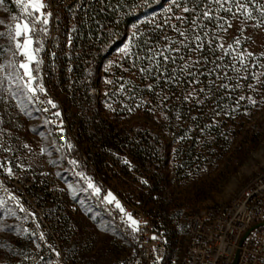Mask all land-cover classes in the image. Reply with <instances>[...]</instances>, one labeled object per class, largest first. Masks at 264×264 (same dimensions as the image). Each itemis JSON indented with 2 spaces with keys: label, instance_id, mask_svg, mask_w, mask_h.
Wrapping results in <instances>:
<instances>
[{
  "label": "rangeland",
  "instance_id": "obj_1",
  "mask_svg": "<svg viewBox=\"0 0 264 264\" xmlns=\"http://www.w3.org/2000/svg\"><path fill=\"white\" fill-rule=\"evenodd\" d=\"M42 2L44 11L52 15L48 17L47 33L34 38L39 43L32 47H41V51L34 53L40 63L39 79L33 81V85H43L45 92L39 93L45 96L44 103L49 104L51 100L56 105L53 112L59 113V116L56 120L47 117L34 101L32 93L24 87L27 77L19 65L26 61V57L16 49L15 42L10 38L15 31L14 25L24 19L23 5L27 0H21V3L4 0L0 4V33H3L0 35V171L7 172L8 176L29 172L56 176L64 189L62 201L46 203L43 196L36 195L30 199L32 207H29L34 210L44 207L50 211L56 238L51 240L48 236V241L54 247L60 245L67 248V264H108L123 259L134 238L136 212L139 210L159 215L170 255L181 258L187 236L186 217L190 211L231 202L255 176L264 171V64H251L256 74L247 78L243 95L247 101L238 100L242 107L236 116L221 115L218 122L226 123L217 128L191 126V131H186L174 127L172 113L162 108L143 110L136 102L123 113L113 115L105 111L116 127L126 128L129 138L142 137L152 142L142 144L149 156L143 162H137L126 154L97 162L98 159L93 158L97 149L89 148L85 156L79 146L65 151L52 134L54 129H51L64 124L72 131L71 121L83 115L78 101L73 100L70 91L63 89L69 87L73 79L64 84L61 82L63 77L60 76L59 64H68L69 70L65 72L68 75L72 73L75 60H62L61 56L64 53H70V56L78 54L73 30L78 21L89 23L92 15L91 18L90 13L71 18L66 13V7H58V0ZM259 2L264 5V0ZM79 3H83V0H74V7L77 8ZM240 3L243 0H229L228 4H233V13H237ZM54 5L58 10L60 8L61 18L55 14ZM230 15L232 26L224 31V42H233L238 37L247 52L256 56L264 54V24L254 26L260 21H246L242 12ZM69 20L70 23L67 22ZM131 30L129 28L128 32ZM125 49L129 50L128 42L122 39L116 46L103 51L106 57L101 64L92 61L87 64L88 76L83 74L81 81L83 78L91 79L90 72L98 76L95 80L100 84V87L93 86L90 91L110 92L112 64L127 52ZM96 65L97 69L94 67ZM120 86L123 84L117 88ZM249 97L257 103L251 104L247 99ZM111 99L106 97V100ZM104 104L112 106V102ZM127 104L124 103V106ZM63 106L65 111L62 110ZM203 114L210 117L207 113ZM75 127L78 128V123ZM192 131L201 134L194 149L190 143L178 147L177 141H173L176 134L183 133L188 137ZM157 136L167 146L164 148L161 144L159 152L153 155L157 148L150 144L159 146L155 142ZM181 137L179 135L178 138ZM69 152L82 164V168L71 162ZM190 152L195 154L191 161L181 163L176 159L178 153ZM158 155H161L160 162ZM159 177L163 190L155 191L158 202L140 201L138 195L150 192V186ZM143 182L149 187L144 189ZM90 184L93 187H89ZM97 188L100 190L98 194ZM114 202L119 207L115 208ZM72 206L75 207L74 212ZM0 228L13 234L7 242L1 241L0 264H38L27 256L31 250L39 247V242L33 239L19 217L16 203L6 200L1 194Z\"/></svg>",
  "mask_w": 264,
  "mask_h": 264
},
{
  "label": "trees",
  "instance_id": "obj_2",
  "mask_svg": "<svg viewBox=\"0 0 264 264\" xmlns=\"http://www.w3.org/2000/svg\"><path fill=\"white\" fill-rule=\"evenodd\" d=\"M186 6L193 11L184 13L183 6H174L173 0L92 1L91 21L89 23L78 21L73 30L78 54L70 56V53H64L61 56L62 60H75V64H72V73L68 75L65 72L69 70L68 64H59L60 76L64 80L61 82L64 84L73 79L72 84L63 89L70 91L73 100L78 101V106L83 110L82 116L79 115L77 120L71 121L72 131L64 124L51 128L54 129L52 134L65 151L70 147L79 146L85 156L89 148H95L97 150L93 158H97V162L120 154L131 156L137 162L147 160L149 156L144 151L145 145L142 144L147 145L152 140L149 142L142 137L129 138L126 128L116 127L117 125L105 114V111L113 115L123 113L133 106V102L139 103L143 110L162 108L172 113L175 119L174 127H181L186 131H191V126L211 128L223 126L226 121L218 122L221 115L236 116L242 107L238 100L247 101L240 99L246 92L247 81L241 77L252 78L256 71L251 64H264V54L248 57L249 52L244 45L236 46L234 41L224 42L227 24L225 29L218 28L215 17L224 16L227 22L231 23L229 19L231 15L225 14L223 10L217 11L218 5L215 3H210L209 0H191ZM231 6L233 8V4H226L225 8ZM203 11H209L213 19L201 17L200 13ZM181 15L188 17L186 22L178 23L175 20V16ZM193 20L196 21L195 24L192 23ZM172 26L186 35L180 36ZM129 28H132L131 32H128ZM197 34L201 37L198 41L195 40ZM166 37L168 39H165ZM122 39L127 40L129 50L112 64L110 92L103 94L90 91L93 86L100 87V84L98 85L95 80L98 76L90 72L88 73L92 78H83L81 81L83 74L88 76L87 64L90 61L101 64L106 57L103 51L116 46ZM198 44L201 47L198 48ZM229 44L233 45L231 49ZM165 48H177L179 51H165ZM148 49L163 51L164 55L171 59L165 60L163 56L145 58ZM134 54H138L140 59L135 60ZM240 56L244 57L243 62L239 59ZM97 66H94L95 69ZM121 84L123 86L117 88ZM108 96L112 99L106 100ZM105 102H112V106H105ZM124 103L128 104L124 106ZM39 106L50 119L57 117L53 112L56 107L53 108L47 103ZM62 110L65 111L64 106ZM203 113L209 114L210 117ZM76 123L78 128L75 127ZM145 132L146 130L143 133ZM179 135L182 137L178 138ZM184 135L176 134L173 141H177L178 147L190 143L194 149L200 141L201 134L192 131L188 137ZM159 138L157 136L155 141L159 146L150 144L154 149L157 148L153 155H156L159 148L164 145ZM166 146L164 145V148ZM194 157V152L176 155V159L181 163H187ZM69 158L80 168L83 167L71 152ZM157 158L160 162L161 155ZM160 178L150 186V192L138 195L140 201L158 202L155 191L163 190ZM142 186L144 189L149 187L145 182ZM114 205L116 208L115 202Z\"/></svg>",
  "mask_w": 264,
  "mask_h": 264
},
{
  "label": "built area",
  "instance_id": "obj_3",
  "mask_svg": "<svg viewBox=\"0 0 264 264\" xmlns=\"http://www.w3.org/2000/svg\"><path fill=\"white\" fill-rule=\"evenodd\" d=\"M91 1L83 0L76 8L74 0H58V7H66V13L72 18L89 14ZM54 7L55 14L61 18L60 8ZM33 99L40 105L46 101L39 92ZM8 175L0 171V194L16 203L19 217L33 239L39 242V247L31 250L27 257H32L38 264H67V248L54 247L48 241L56 238L50 211L44 207L35 210L29 207H32L30 199L36 195L43 196L46 203L61 202L64 189L58 179L40 172ZM71 210L74 212L75 207L72 206ZM136 216L134 238L125 256L108 264H231L237 250L236 264H264V171L255 176L231 202L190 211L186 217L187 236L181 258L170 255L158 214L139 210ZM249 228L250 232L240 243ZM12 237L10 231L0 228V244Z\"/></svg>",
  "mask_w": 264,
  "mask_h": 264
},
{
  "label": "snow or ice",
  "instance_id": "obj_4",
  "mask_svg": "<svg viewBox=\"0 0 264 264\" xmlns=\"http://www.w3.org/2000/svg\"><path fill=\"white\" fill-rule=\"evenodd\" d=\"M4 0H0V4H2ZM17 3H21V0H16ZM191 0H173L174 6H183V12L189 13L193 10L187 7L186 5L190 3ZM210 3H215L218 5L217 11L223 10L225 14L232 13V15H237V13L242 12L244 14V19L247 20H259L260 23L255 24L254 26L259 27L261 24H264V5H261L259 0H243V3H240L237 5V13L232 12L231 7L225 8V5L229 3V0H209ZM24 7V19L22 22H17L14 25L15 31L13 34H11V40L15 42V47L17 50L21 52L22 55L26 57V61L20 63L19 67L23 69V75L27 77L26 84L24 87L27 88V91L29 93H32V96L35 97L37 92H45V88L43 85H40L39 83L33 85V81H38V73H39V61L36 60V56L34 53H39L41 51V47H35L32 46L34 44H38L39 41L34 39L35 37L46 34L48 31L47 25L49 24L48 17L52 15V13H46L44 11L45 5L42 2V0H27V3L23 5ZM200 16L206 19H213V17L210 15L209 11H203L200 13ZM175 20L178 23H184L187 21V16H175ZM217 20V27L221 29H225V25L227 24V27H231L232 25L227 22L224 16L215 17ZM165 23H168V21H165ZM193 24L196 23L195 20L192 21ZM158 27H162V25H158ZM175 31L178 32L180 36H185V32H181L178 28H175V26H172ZM226 30V29H225ZM241 31H243V28H241ZM0 35H3V33H0ZM22 38V42H21ZM199 34L195 36V40H200ZM165 39H168L167 37ZM234 43L236 46H239L241 44V40L237 37L234 38ZM197 47H201V45H197ZM233 47L232 44H229V49ZM127 51V49H125ZM165 51H179L177 48H165ZM147 55L145 58L153 59L155 56H163L165 60L171 59V57L165 56L163 51H155V49H148ZM15 54V53H14ZM253 53H247L248 57L253 56ZM135 60H139L140 56L138 54H134ZM239 59L241 62H243L244 57L240 56ZM135 60L133 62V67H135ZM247 66L245 65V68ZM144 69H141L143 71ZM191 74V73H189ZM9 75H12V73H9ZM255 75V74H253ZM264 75V74H262ZM22 79V77H21ZM241 79H247V77H241ZM195 83V81H193ZM151 87V85H149ZM248 87H251L249 85ZM201 91H203L201 89ZM187 99V97L185 98ZM241 100L246 99L245 97H240ZM249 102L253 105H255L257 102L255 100H252L250 97L247 98ZM52 107H56L55 104L52 103L51 100L48 101ZM44 111H48V109H44ZM56 116H59V113H55ZM7 150V149H5ZM10 171V170H9ZM89 187H93L91 184ZM99 189H96L97 194L99 193ZM111 194H109L110 196ZM112 202V201H109ZM119 207V205H117ZM122 210V209H121ZM131 219V217H129ZM133 224L136 223V221H132Z\"/></svg>",
  "mask_w": 264,
  "mask_h": 264
},
{
  "label": "water",
  "instance_id": "obj_5",
  "mask_svg": "<svg viewBox=\"0 0 264 264\" xmlns=\"http://www.w3.org/2000/svg\"><path fill=\"white\" fill-rule=\"evenodd\" d=\"M249 232H250V228L244 233V235L242 236V238L240 240V243L243 242V240L245 239V237L248 235ZM238 254H239V250H237L236 256H235V258L231 264H236L237 259H238Z\"/></svg>",
  "mask_w": 264,
  "mask_h": 264
}]
</instances>
